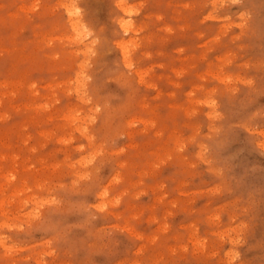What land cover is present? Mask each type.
<instances>
[{
  "label": "rangeland",
  "instance_id": "obj_1",
  "mask_svg": "<svg viewBox=\"0 0 264 264\" xmlns=\"http://www.w3.org/2000/svg\"><path fill=\"white\" fill-rule=\"evenodd\" d=\"M0 264H264V0H0Z\"/></svg>",
  "mask_w": 264,
  "mask_h": 264
},
{
  "label": "bare ground",
  "instance_id": "obj_2",
  "mask_svg": "<svg viewBox=\"0 0 264 264\" xmlns=\"http://www.w3.org/2000/svg\"><path fill=\"white\" fill-rule=\"evenodd\" d=\"M120 24H121V27L123 28L124 31H127L128 29H130V22L127 20L125 21V19H121L120 20ZM125 44V43H124ZM126 47V46H125ZM127 53H125L126 55Z\"/></svg>",
  "mask_w": 264,
  "mask_h": 264
}]
</instances>
